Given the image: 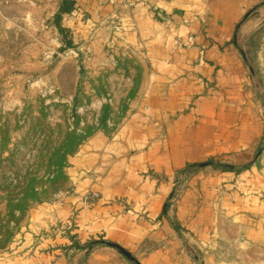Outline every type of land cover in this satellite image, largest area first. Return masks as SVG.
Segmentation results:
<instances>
[{"label":"rangeland","instance_id":"374dc122","mask_svg":"<svg viewBox=\"0 0 264 264\" xmlns=\"http://www.w3.org/2000/svg\"><path fill=\"white\" fill-rule=\"evenodd\" d=\"M46 1L0 0V221L5 226L0 236V264L30 262L38 247L53 245L58 239L70 241L64 254L71 262L78 254L86 261L97 248L114 250L127 264H144L142 260L148 259L154 248L173 256L177 245L127 248L104 234L86 247L79 245L80 209L76 204L71 205L68 219L53 217L56 206L66 205L76 195L66 174L70 158L96 134L112 137L130 118L134 105L144 96L142 88L150 67L141 49H134L115 34L119 31L116 27H99L89 37L80 38L61 26L57 0ZM253 21L264 22V11L251 14L243 23L236 37L238 45L234 41L239 23L233 33V46L243 61L242 70L233 75L236 88L230 92L234 94L223 99L226 106L220 115H199L198 131L222 152L186 164L171 179L163 177L173 187L165 214H171L188 189L197 195L199 211L214 214L215 230L218 227L219 231L209 235V245L200 244L194 235L196 244L192 245L178 218L163 216L171 228L168 240L177 242L178 237L196 264H206L209 258L264 264V24L245 33ZM83 138L84 143L73 151ZM61 160L65 167L57 173ZM225 166L240 169L231 172L224 170ZM19 170L44 182L50 178L55 184L48 181V195L11 217L5 201L9 190L3 188V182L8 178L16 185ZM149 176L156 175L151 172ZM97 199L96 194H87L83 207L92 209ZM115 203L122 206L123 219L144 222L154 230L161 228L163 218L150 217L145 206L136 208L123 200ZM237 213L250 220L256 216L260 231L239 230L237 226L247 225L239 222ZM227 227L231 229L223 231Z\"/></svg>","mask_w":264,"mask_h":264},{"label":"crops","instance_id":"0c3cea01","mask_svg":"<svg viewBox=\"0 0 264 264\" xmlns=\"http://www.w3.org/2000/svg\"><path fill=\"white\" fill-rule=\"evenodd\" d=\"M57 2L63 28L87 38L93 29L112 25L119 30L115 34L122 36L126 44L141 49L140 54L148 59L150 69L142 88L144 96L134 105L130 118L112 137L96 134L70 158L66 174L76 195L66 205L56 206L53 217L68 219L71 205L76 204L80 209L76 231L79 245L86 247L102 234L127 248L126 245H177L173 256L154 248L142 262L196 264L178 237L177 242L168 240L171 228L163 216L173 187L163 177L171 179L186 164L222 152L215 149L211 138L198 131V120L202 119L199 115H220L226 106L223 99L234 94L230 92L235 87L233 75L242 70L243 61L233 46V33L245 14L264 0ZM260 23H249L245 33ZM207 91L211 94L207 95ZM242 95L238 93L239 97ZM151 172L157 177L151 178ZM91 193L98 196L96 205L92 209L83 207L84 196ZM196 196L188 189L171 214L178 218L192 245L196 244L193 235L200 244L209 245V235L217 233L219 228L215 230L213 212L199 211ZM117 200L127 201L136 208L145 206L150 217L163 218L159 222L161 228L154 230L144 222L136 224L123 219V209L115 203ZM254 210L258 212L257 208ZM254 217L252 221L246 215H238L239 222L251 226H237L238 229L257 234L261 223L257 224ZM227 229L231 228L223 231ZM56 242L38 247L30 262L16 264H127L109 248L95 249L86 261L78 254L71 262L64 254L70 241ZM215 259H207L206 264H237L230 259Z\"/></svg>","mask_w":264,"mask_h":264},{"label":"trees","instance_id":"16d2710c","mask_svg":"<svg viewBox=\"0 0 264 264\" xmlns=\"http://www.w3.org/2000/svg\"><path fill=\"white\" fill-rule=\"evenodd\" d=\"M84 141L85 138L78 141L73 151H75L77 147L82 145ZM64 146L66 145L63 144V147ZM49 160L51 161L52 157H50ZM2 161L3 160H0V166L2 165ZM64 165H65L64 161L61 160L60 162H58L56 165L57 167L56 172L62 173V169H64L65 167ZM223 169L226 171L233 172L239 170L240 168L225 166L223 167ZM58 176L59 174L57 175V179ZM64 176H65L64 174L63 175L61 174V179H63ZM16 177L17 179H19L16 185H14L12 181L8 182V178H5L3 182V188L9 190L8 195H6L5 201L7 205V210L9 212L8 215L11 217H15L17 213L20 214L24 213L26 210H28L30 203L39 202L43 199L44 196L48 195L49 187L46 186V183L48 181H50L52 185L55 184L54 180L50 178H48L47 181L44 182L43 179H39L37 176H31L29 171L27 173L25 172L21 174V171L19 170L16 172ZM4 228L5 226L2 225L0 221V236L2 235V231Z\"/></svg>","mask_w":264,"mask_h":264},{"label":"water","instance_id":"95a60500","mask_svg":"<svg viewBox=\"0 0 264 264\" xmlns=\"http://www.w3.org/2000/svg\"><path fill=\"white\" fill-rule=\"evenodd\" d=\"M259 10L264 11V3H263V4H260V5H258V6H256L254 9H252L249 13H247V14L245 15V17L242 19V21H240V23L238 24V27H237V33H236V35H235V41H234L235 45H238V44H237V38H236V37H237L238 31H239V29L242 27L243 23L249 18V16H250L251 14H255V13H256L257 11H259ZM263 24H264V22L260 23L257 27L254 28V31H255L257 28H260ZM237 48H238V50L242 53V57H243L244 60L246 61L247 58H246V56H245L243 50H242L239 46H237ZM114 246H115V245H113V247H114Z\"/></svg>","mask_w":264,"mask_h":264}]
</instances>
